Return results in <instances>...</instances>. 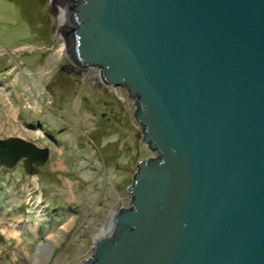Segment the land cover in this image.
<instances>
[{"label":"water","instance_id":"water-1","mask_svg":"<svg viewBox=\"0 0 264 264\" xmlns=\"http://www.w3.org/2000/svg\"><path fill=\"white\" fill-rule=\"evenodd\" d=\"M63 6L70 62L137 97L143 142L158 153L138 162L130 208L80 264H264V0ZM48 158L0 139L5 169L33 176Z\"/></svg>","mask_w":264,"mask_h":264},{"label":"rangeland","instance_id":"rangeland-1","mask_svg":"<svg viewBox=\"0 0 264 264\" xmlns=\"http://www.w3.org/2000/svg\"><path fill=\"white\" fill-rule=\"evenodd\" d=\"M60 2L0 0V139L49 149L36 175L0 167V264L89 260L130 208L138 162L158 155L143 142L137 97L70 62Z\"/></svg>","mask_w":264,"mask_h":264},{"label":"bare ground","instance_id":"bare-ground-1","mask_svg":"<svg viewBox=\"0 0 264 264\" xmlns=\"http://www.w3.org/2000/svg\"><path fill=\"white\" fill-rule=\"evenodd\" d=\"M64 0H61V2H60V6L62 7V9L64 10ZM61 15H60V20L61 21H64V16L62 15V13H60ZM112 227V226H111ZM109 230H111V228L109 229ZM109 230L108 229H103V231L99 234V236L97 237V242L100 240V239H102L104 236H106L107 235V233H109ZM96 242V243H97Z\"/></svg>","mask_w":264,"mask_h":264},{"label":"flooded vegetation","instance_id":"flooded-vegetation-1","mask_svg":"<svg viewBox=\"0 0 264 264\" xmlns=\"http://www.w3.org/2000/svg\"><path fill=\"white\" fill-rule=\"evenodd\" d=\"M74 70H75V69H73V71H74ZM78 70H79L80 72H84V73L87 72V69H78ZM73 71L70 70V73L73 72Z\"/></svg>","mask_w":264,"mask_h":264}]
</instances>
